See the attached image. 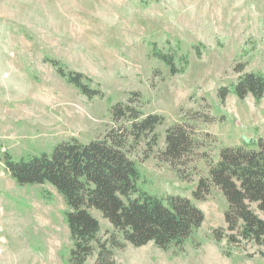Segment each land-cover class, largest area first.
<instances>
[{
	"label": "rangeland",
	"instance_id": "1",
	"mask_svg": "<svg viewBox=\"0 0 264 264\" xmlns=\"http://www.w3.org/2000/svg\"><path fill=\"white\" fill-rule=\"evenodd\" d=\"M153 46L186 55V70L172 75L152 57ZM47 58L92 79L102 98L81 94ZM248 72L264 74V0H0V264H68L71 248L63 198L49 185L16 184L4 170L5 154L18 161L50 154L73 137L102 138L112 127L110 107L133 92L141 95L143 113L164 118L129 152L141 173L138 188L187 198L204 220L181 250L151 242L136 248L91 209L99 238L113 235L125 245L113 251L117 264H264L256 246L214 239L215 230L226 228L227 203L217 188L204 201L192 196L220 148L255 149L264 138V98L256 103L229 92L221 104L217 97L218 88L232 90ZM180 120L199 142L192 162L182 166L191 180L156 160L166 129ZM151 135L156 144L145 159ZM94 247L87 264H94Z\"/></svg>",
	"mask_w": 264,
	"mask_h": 264
},
{
	"label": "trees",
	"instance_id": "2",
	"mask_svg": "<svg viewBox=\"0 0 264 264\" xmlns=\"http://www.w3.org/2000/svg\"><path fill=\"white\" fill-rule=\"evenodd\" d=\"M193 48L199 54L197 46ZM151 55L167 66L172 75L182 74L189 63L186 55L162 53L155 46ZM46 61L84 96L102 98L99 85L89 77L66 70L57 60ZM240 68L236 70L239 72ZM229 92L239 100L251 95L258 103L264 98V74L244 73L232 90L218 88L221 104ZM130 95L126 102L110 107L112 127L102 138L82 143L73 137L57 143L50 154L29 155L18 161L5 154L2 161L4 170L16 184L49 185L63 198L66 205L63 217L71 241L68 264H87L95 252L94 245V264H117L113 251L125 246L113 235L104 240L99 238L100 224L91 209L98 211L125 243L136 248L151 242L161 250L173 247L181 250L204 220L203 212L187 198H158L138 188L141 173L129 152L162 125L164 118L143 113L141 95L134 92ZM134 100H140L138 106L133 105ZM155 138L151 135L146 139L145 159L156 144ZM255 143V149L243 145L220 148L216 162L208 164V176L198 179L192 196L204 201L210 188H217L227 203L223 215L226 228L215 230L214 239L218 243L226 239L229 245L242 241L254 245L264 258V138ZM164 144L156 160L168 164L179 179L191 180L182 166L192 162L199 142L188 121L171 124L165 131Z\"/></svg>",
	"mask_w": 264,
	"mask_h": 264
}]
</instances>
